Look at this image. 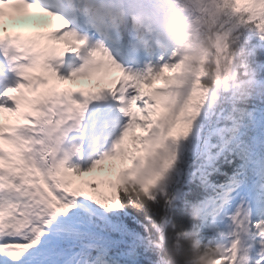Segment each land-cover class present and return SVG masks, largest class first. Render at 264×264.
Masks as SVG:
<instances>
[{"label":"snow or ice","instance_id":"snow-or-ice-1","mask_svg":"<svg viewBox=\"0 0 264 264\" xmlns=\"http://www.w3.org/2000/svg\"><path fill=\"white\" fill-rule=\"evenodd\" d=\"M0 264H264V0H0Z\"/></svg>","mask_w":264,"mask_h":264}]
</instances>
